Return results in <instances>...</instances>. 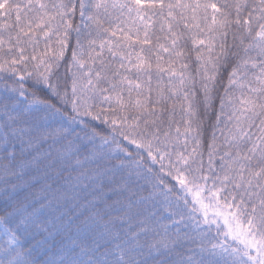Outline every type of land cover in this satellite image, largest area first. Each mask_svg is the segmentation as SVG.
<instances>
[{
	"label": "snow or ice",
	"instance_id": "snow-or-ice-1",
	"mask_svg": "<svg viewBox=\"0 0 264 264\" xmlns=\"http://www.w3.org/2000/svg\"><path fill=\"white\" fill-rule=\"evenodd\" d=\"M0 264H264V0H0Z\"/></svg>",
	"mask_w": 264,
	"mask_h": 264
},
{
	"label": "trees",
	"instance_id": "trees-1",
	"mask_svg": "<svg viewBox=\"0 0 264 264\" xmlns=\"http://www.w3.org/2000/svg\"><path fill=\"white\" fill-rule=\"evenodd\" d=\"M76 22H79L78 18H77V21H76ZM217 135H219V133H217ZM206 159H207V158L205 157V161H206Z\"/></svg>",
	"mask_w": 264,
	"mask_h": 264
}]
</instances>
